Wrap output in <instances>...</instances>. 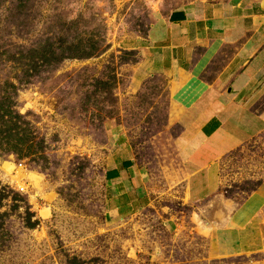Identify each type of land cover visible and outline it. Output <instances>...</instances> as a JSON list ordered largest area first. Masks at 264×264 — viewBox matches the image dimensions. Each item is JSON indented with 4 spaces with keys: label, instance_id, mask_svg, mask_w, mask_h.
<instances>
[{
    "label": "rangeland",
    "instance_id": "obj_1",
    "mask_svg": "<svg viewBox=\"0 0 264 264\" xmlns=\"http://www.w3.org/2000/svg\"><path fill=\"white\" fill-rule=\"evenodd\" d=\"M192 1L0 0V264H220L205 260L207 237L187 230L198 210L186 196L166 81H135L138 55L119 47L156 13ZM117 133L152 200L115 222L104 172ZM246 149L234 156L250 157ZM256 182L225 195L243 198Z\"/></svg>",
    "mask_w": 264,
    "mask_h": 264
},
{
    "label": "crops",
    "instance_id": "obj_2",
    "mask_svg": "<svg viewBox=\"0 0 264 264\" xmlns=\"http://www.w3.org/2000/svg\"><path fill=\"white\" fill-rule=\"evenodd\" d=\"M119 47L138 55L135 81H166L186 196L198 210L187 230L207 237L205 260L264 264V0L192 1L156 13L145 34ZM110 147L105 214L117 222L152 197L122 133ZM246 148L250 157L234 156ZM245 178L258 180L249 193L225 195Z\"/></svg>",
    "mask_w": 264,
    "mask_h": 264
},
{
    "label": "built area",
    "instance_id": "obj_3",
    "mask_svg": "<svg viewBox=\"0 0 264 264\" xmlns=\"http://www.w3.org/2000/svg\"><path fill=\"white\" fill-rule=\"evenodd\" d=\"M22 166V164H20ZM23 186L20 187L21 192L29 193V185H25V182H23Z\"/></svg>",
    "mask_w": 264,
    "mask_h": 264
}]
</instances>
